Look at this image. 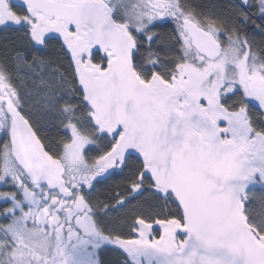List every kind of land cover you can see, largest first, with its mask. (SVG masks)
<instances>
[{"label": "snow or ice", "instance_id": "obj_1", "mask_svg": "<svg viewBox=\"0 0 264 264\" xmlns=\"http://www.w3.org/2000/svg\"><path fill=\"white\" fill-rule=\"evenodd\" d=\"M0 33V264H264V0H0Z\"/></svg>", "mask_w": 264, "mask_h": 264}, {"label": "trees", "instance_id": "obj_2", "mask_svg": "<svg viewBox=\"0 0 264 264\" xmlns=\"http://www.w3.org/2000/svg\"><path fill=\"white\" fill-rule=\"evenodd\" d=\"M2 36H3V34L0 33V37H2ZM257 39H260V37L257 36ZM109 183H110V182H109ZM256 194H257V196L261 195V190H260L259 188L256 189ZM105 259H106L107 261L111 262V264H115V261H116L118 258L116 257V255H115L114 253H112V252H107V253L105 254Z\"/></svg>", "mask_w": 264, "mask_h": 264}, {"label": "flooded vegetation", "instance_id": "obj_3", "mask_svg": "<svg viewBox=\"0 0 264 264\" xmlns=\"http://www.w3.org/2000/svg\"><path fill=\"white\" fill-rule=\"evenodd\" d=\"M109 252H111V251H109ZM106 253H107V252H106ZM106 253H105V254H106ZM105 254H104V258H105Z\"/></svg>", "mask_w": 264, "mask_h": 264}]
</instances>
